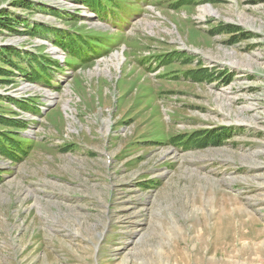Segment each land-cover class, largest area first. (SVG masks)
I'll list each match as a JSON object with an SVG mask.
<instances>
[{"label": "rangeland", "instance_id": "1", "mask_svg": "<svg viewBox=\"0 0 264 264\" xmlns=\"http://www.w3.org/2000/svg\"><path fill=\"white\" fill-rule=\"evenodd\" d=\"M13 1L0 47L61 69L45 86L0 61L1 139L26 150L0 154V264H264V0H122L109 23L74 0ZM38 22L96 48L73 59L24 31Z\"/></svg>", "mask_w": 264, "mask_h": 264}, {"label": "trees", "instance_id": "2", "mask_svg": "<svg viewBox=\"0 0 264 264\" xmlns=\"http://www.w3.org/2000/svg\"><path fill=\"white\" fill-rule=\"evenodd\" d=\"M16 1V2H15ZM77 2L82 3L86 7H88L89 10L94 11L98 16H102L105 14L104 10L107 9V6L110 2L113 0H74ZM192 0H173L171 6L174 5H181L187 4L191 2ZM14 4H18L20 6L25 7H31L33 5L32 0H14ZM117 2V1H116ZM17 19L13 16H10L7 12L2 11L0 13V26L6 27V28H12V24L17 23ZM221 30H226L229 32H232V35L228 37V41H234L237 40L239 37L234 36V31H241L239 32L241 37H245L247 34V31L241 30V28L233 27L230 25H221ZM27 33H30L32 35H41L45 34L46 32L51 33L53 36L54 42L58 44L62 49H64L67 52V56L71 58H76L84 51H94L96 47L94 45L96 44V37L95 35L92 36L90 34H84L80 33L78 31H74L72 29L62 30L57 28H51L48 25L38 22L35 24H32L31 29L24 30ZM21 58L26 61V68H22L21 65H18L17 61H14V58L17 56H20ZM83 59H89L83 58ZM90 60V59H89ZM0 61L2 64H7V66H10V68H18L19 72L27 78L30 82L33 83H39L43 84L45 86H52L54 83L52 79L54 78V74L58 69L60 68V64L58 60L52 58L47 53H37L32 51H26L18 49L17 47L11 46V45H4L0 47ZM55 65V68L54 66ZM7 72H12L9 67H2L0 66V75L6 76L9 75ZM1 80V79H0ZM1 82V81H0ZM1 98V96H0ZM12 101L17 105V107L28 111L33 107V104L30 102H33L34 99L32 97H26V98H14ZM11 120L9 118H4L0 114V123H8ZM13 123L16 122V120L12 121ZM26 125V122L20 120L19 125ZM226 129H222V131H212V130H205L203 133L196 134L198 135L197 138H201L202 136V144L205 143V141L210 143H217L222 138V134L225 133ZM4 133L0 135V154L6 156L8 159L11 160H17L20 159L23 155H25L26 150L24 148V142L15 139L14 141L11 140L10 144L7 143V141H4ZM10 138H12V134L10 135Z\"/></svg>", "mask_w": 264, "mask_h": 264}, {"label": "bare ground", "instance_id": "3", "mask_svg": "<svg viewBox=\"0 0 264 264\" xmlns=\"http://www.w3.org/2000/svg\"><path fill=\"white\" fill-rule=\"evenodd\" d=\"M204 10L206 12H214L213 9H211V7H209V6L204 7Z\"/></svg>", "mask_w": 264, "mask_h": 264}]
</instances>
